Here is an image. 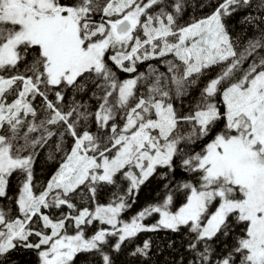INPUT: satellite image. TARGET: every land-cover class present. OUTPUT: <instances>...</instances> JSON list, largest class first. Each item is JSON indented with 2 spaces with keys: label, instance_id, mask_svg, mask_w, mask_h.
Masks as SVG:
<instances>
[{
  "label": "snow or ice",
  "instance_id": "obj_1",
  "mask_svg": "<svg viewBox=\"0 0 264 264\" xmlns=\"http://www.w3.org/2000/svg\"><path fill=\"white\" fill-rule=\"evenodd\" d=\"M161 248L264 264V0H0V264Z\"/></svg>",
  "mask_w": 264,
  "mask_h": 264
},
{
  "label": "trees",
  "instance_id": "obj_2",
  "mask_svg": "<svg viewBox=\"0 0 264 264\" xmlns=\"http://www.w3.org/2000/svg\"><path fill=\"white\" fill-rule=\"evenodd\" d=\"M193 3H194V0H193ZM191 14L192 13H189V16ZM189 16H186L185 19H188ZM123 76L124 74H121L122 78ZM51 170H52L51 168L46 167L43 163L38 164L37 173H38L39 179L42 181L46 180ZM153 188H154V184L149 185L142 190L140 200L138 201V204L134 207L135 210L139 208L140 205L143 204L145 200L150 199L154 195ZM150 235L152 234H142L139 237V240L142 241L143 239L148 238V236ZM165 235L166 234L164 233H159V234H156V236H153V239L156 240L157 244H159L160 240L158 239V237H163ZM173 238L179 241V237H173ZM154 252L155 254L152 257V264H172L173 260L178 259V254L174 250H165L161 248L159 251H156L154 249ZM14 256L16 258L17 264H35L36 258L34 254L30 252L20 251V252L15 253ZM86 260L87 258L85 256H81L80 264H85Z\"/></svg>",
  "mask_w": 264,
  "mask_h": 264
},
{
  "label": "rangeland",
  "instance_id": "obj_3",
  "mask_svg": "<svg viewBox=\"0 0 264 264\" xmlns=\"http://www.w3.org/2000/svg\"><path fill=\"white\" fill-rule=\"evenodd\" d=\"M133 211H135V209H133ZM127 215L130 216V215H132V213L130 212V213H128Z\"/></svg>",
  "mask_w": 264,
  "mask_h": 264
}]
</instances>
